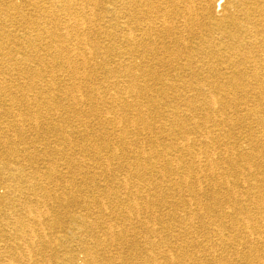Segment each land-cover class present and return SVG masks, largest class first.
I'll return each instance as SVG.
<instances>
[{
	"label": "bare ground",
	"instance_id": "1",
	"mask_svg": "<svg viewBox=\"0 0 264 264\" xmlns=\"http://www.w3.org/2000/svg\"><path fill=\"white\" fill-rule=\"evenodd\" d=\"M12 1L0 0V56L10 55L27 75L9 73L10 67L2 68L0 58V102L7 107L2 117L7 118L4 132L17 127L15 121L22 123L13 117V109L15 105L30 108V99L37 101L34 108L39 113H25L29 119L25 121L33 127L46 115L51 119L49 112L63 109L88 132L80 137L75 130L77 124L67 127L54 123L49 127L58 141L55 152L66 159L76 152L63 166L59 164L62 170L45 155L47 147L37 155L17 148L13 142L5 146L0 173L7 192L2 196L4 202L0 201V227L9 231L10 242L0 241V264H42L36 257L53 243L57 258L51 260L58 261L50 260L49 264H139L135 261V245L125 229H119V221L140 218V203L150 195L158 194L150 203L177 209L181 206L167 197H189L190 208L181 210H190V222L199 219L214 224L217 220L212 216L225 212L233 224L243 212L264 214V0H114L113 4L99 5L104 15L92 28L87 23L92 24L95 14L88 17V9L99 0H24L32 5L34 13L19 17L26 29L22 36L7 34V28L18 20L16 13H11ZM117 2L122 15L121 60L115 62L114 46L106 47L100 40L87 41L85 34L93 31L100 38L110 34L104 22L112 27L109 17L114 19L118 12L114 6ZM67 40L75 41L71 44L74 48L66 45ZM12 47L19 53L24 48L27 51L11 53ZM93 55L96 62H90ZM169 66L173 71L165 72ZM97 67L106 73L101 83L94 82ZM46 70L50 72L43 74ZM60 73L71 77L70 85L63 86ZM79 79L88 81L89 87ZM121 82L126 87L124 93L119 88ZM168 84L176 89L167 91ZM189 86L192 92L179 89ZM225 86H232L231 95L224 92ZM52 91L54 96H48ZM74 91L79 93L75 95ZM59 95L71 104L53 101ZM241 99L245 113L228 114L227 109L239 105ZM42 107L50 111L43 113ZM200 110H204L201 116ZM219 121L229 124V129ZM42 123L52 124L46 120ZM95 124L108 125L109 129H93ZM253 124L258 126L256 130ZM234 127L244 130L242 141L233 140L230 147H222L234 139ZM75 134L76 141L82 138L83 144L74 143ZM111 136L113 143L109 141ZM66 147L74 149L69 153ZM113 159L117 160L114 165ZM44 161L47 165L43 170L39 162ZM86 164H95L105 178L97 179L96 172L85 168ZM63 168L70 173L78 170L77 175L85 179L72 178L70 191L51 188L42 181L50 184L62 178ZM254 168L253 176H261L240 188V195L252 197L253 202L242 203L235 191L239 187L236 172L250 175ZM122 171L127 174L119 176ZM229 175L233 180H228ZM130 178L135 180L132 185ZM204 182L207 188L201 185ZM53 209L63 212L72 226H84L75 233L80 242H39L35 226L42 224V215ZM106 219L114 223L104 227ZM127 225L123 226L131 231ZM261 225L259 222L256 227ZM97 226L105 228L104 238L92 233ZM150 227L156 232L155 226ZM166 228L157 231L163 235ZM88 235L95 241L89 242ZM182 236L196 237L190 230L183 231ZM107 237L119 242H106ZM169 237L182 240L180 233L172 232ZM160 240L150 244L149 263L175 264L176 257L178 261H195L192 264H264L262 242H246V251H237L243 254L231 261L226 252L230 247L236 250L239 242L201 245V252L196 254L187 246L169 242L166 236H160ZM129 246L130 252H125ZM177 249L179 253L175 254Z\"/></svg>",
	"mask_w": 264,
	"mask_h": 264
},
{
	"label": "rangeland",
	"instance_id": "2",
	"mask_svg": "<svg viewBox=\"0 0 264 264\" xmlns=\"http://www.w3.org/2000/svg\"><path fill=\"white\" fill-rule=\"evenodd\" d=\"M12 3H14V5L11 6V8H12L11 13H13V14L16 13L18 20H17V22H15V25L7 28V34H9V35H17L18 34V36H22L26 33L25 32L26 29L23 25V22L19 20V17L20 16H26V14L28 16H31L34 13V9H33L32 5H30L28 2H26L24 0H13ZM113 3H114V0H99L98 5L94 4L92 6V8H89L88 9L89 15H87V16L88 17L91 16V14L93 12L95 15L91 16V17H94L95 20L92 19V24L91 23H87V24H89V26L91 25V28L93 27V25L99 24V22H100L99 17L104 15V12L102 11V9L100 8L99 5H101V7H102L103 4L108 5V4H113ZM216 4H217V2H216ZM114 6L116 8L118 7L117 8L118 12L115 14L114 19H111L109 17V20H111V22H113L112 27L110 26L109 22H107V21L104 22V25H106L107 27L109 26L108 29L111 33L105 37L100 38L93 31H89L87 33V35L85 34V36L87 38V41L93 42V41H99L100 40L101 42L104 43L103 45L106 47L114 46L116 48V51H117V54L114 57V60H115V62H117V61L121 60V57H120V52H121L120 24L122 22V15H121L120 8H119V7H121L120 4L117 2L116 4H114ZM215 8L218 11L219 7L217 5H215ZM217 14H220V13L218 12ZM2 18H3V16L1 15V11H0V23L2 21ZM114 32H116V33L114 34ZM94 34H95V36H94ZM65 43H66V45L73 46V48H74V45H71V44L75 43L74 40H67V41H65ZM26 51H27V49L24 48V49L20 50V53H19L18 51H15V49L12 47L11 53L24 54ZM26 54H29V53H26ZM2 57H3L2 68H3V66L4 67H10L8 72L13 73L14 76H15V74L21 75V73L27 75L25 73L26 70H22L17 65H15L14 62L11 61L10 55H4V56L1 55L0 58H2ZM43 57H45V55H43ZM96 59H97V56L93 55L92 60H90V62H96ZM32 64H34V63L31 62V65ZM171 68H173V67H171ZM171 68H170V66L167 67V69L164 68L165 72L173 71V69H171ZM0 69H1V67H0ZM96 70L98 71V73H97V76H96L94 82L95 83H101L103 80H105L106 73H104L102 71V69H100V68L98 69V67L96 68ZM49 72L50 71L46 70V71H43V74H45V73L48 74ZM61 74L62 73H60V75ZM61 76H63L62 82H64L63 83L64 87H66V85L71 84L72 79L69 75L63 74ZM25 79L26 78H23L20 80H25ZM79 81L82 85H84V86L87 85L89 87L88 81H84L83 79H79ZM94 85H96V84H94ZM161 86L162 85H157V88H161ZM167 86H170V84L166 85V88H165L169 92L176 89V88L167 87ZM119 88L122 90L123 93L125 92L124 90H126L125 84H123L122 82L120 83ZM190 88H191V86L180 87L179 89L186 90L188 92L189 91L192 92L193 90L192 89L189 90ZM224 88H225L224 92H227L229 95H231L230 92L232 91V86H230V87L225 86ZM207 89H209V88H207ZM210 89L212 90V89H214V87L211 86ZM113 90L114 89L112 88L109 91L112 92ZM241 91H242V89H240V91H237V93L240 95L242 93ZM74 92H75V95L77 93H79L78 91H74ZM15 93L16 92H14L13 94H15ZM48 93H50V94H48V96H50V97H51V95L54 96V94H52V93H54L53 91L48 92ZM61 96L62 95H59L58 96L59 98H57V99L55 98V99H53V101H60L62 104H64V106H69L71 104V101H68L67 99H65L64 97H61ZM27 101L31 103L30 108H28L29 105L28 106H21V107H16V105H15L13 112L18 113V115L13 113V117H16V119L20 118L22 123L15 121V123L18 124V126L13 127V129L10 128L8 132H4L5 126H6V124L4 122L7 118H2L3 116L6 115L5 111H6L7 107L2 106L4 103L1 104L2 102H0V156L1 157L4 156V153H6L5 146H7L10 142H13L15 144V146L19 149H27V151H29L30 153H34L37 155L43 154L44 153L43 151L47 147L49 149V152H47L45 155H49L53 160H55L56 161L55 162L56 167L58 169H61L60 165L62 163H65L67 160H69V158L75 157L76 152H73V153H75V155H71L69 157L67 156L68 159H66V157L61 156V154H59L58 152H55L56 151L55 148L58 146V144H57L58 141H56L54 131L51 128L49 129V127H52L54 123L57 126H67V127H69V126L71 127V125L75 126V124H77L78 128H76L75 130L77 131V134L80 135V137H81V135H86L88 131H86L84 127L79 126V122L76 121L72 117L73 114L71 112L64 113L65 111L63 109H56L53 112H49L50 111L49 109L43 108V107H42L43 113H47V112L51 113V115H49L51 117V119L49 117H47V115H46L45 118H47L48 120L42 117V119L39 120L40 124L37 127H33L34 124L27 123L25 121V119L29 120V119H27L28 117L25 116V113H27V110L28 111L31 110V111H29L31 114H39L37 112L36 108H34L35 107L34 104L37 101L34 99H30ZM243 101H244V99H241L239 102V105H237L236 107H233V108H231V107L228 108L227 113L230 115L233 113H236V114L245 113V111H244L245 106L242 103ZM82 109H86V108L82 107ZM203 111L204 110H200L198 112V115L199 116L203 115L202 114ZM85 112L86 111H83L82 114H84ZM148 114H149V116H151V114L149 112H148ZM36 116H38V115H36ZM41 116H43V115H41ZM67 117H70V119H67ZM8 118H9V120H14V119H11L9 116H8ZM72 119H73V121H72ZM43 120H46L49 123L52 122V124L51 123L50 124H44V123H42ZM154 121L157 123L156 120H154ZM219 122L225 123V122H221V121H219ZM226 124L227 123L222 124V125L225 129L228 130L230 125L229 124L226 125ZM43 125H44V128H42ZM46 126H47V128H46ZM97 126H98V128H97ZM101 126H100V124H95L93 126V129L94 128L100 129ZM237 126H239V125H237ZM237 126H235V127H237ZM235 127L231 130L233 132V135H235L234 139L227 140L225 142V145H223L222 147H225V146L230 147L231 143H233L236 140L238 142L242 141L241 135L245 134L244 130L240 127H238V128H235ZM253 127L256 130L258 126L253 124ZM103 128L109 129V126L105 125V127H103ZM50 130H52L53 133ZM77 134H75L73 137L74 143H78L79 145L83 144L82 138H79V140L76 141V138L78 139ZM148 137L153 138L154 136L149 135ZM111 139L112 140H109V141L111 143H113L114 142L113 136H111ZM59 142L63 143L62 141H59ZM64 146L65 145L63 144V147ZM73 149L74 148L70 149L69 147L65 148V150L68 151L69 153L72 152L71 150H73ZM128 155L132 156L133 154L129 153ZM58 157H59V159H58ZM12 161L13 160H11V162ZM111 162L114 165L117 162V160L113 159ZM39 163H40L39 167H41L44 170L46 165H47V162L44 161L45 164L43 162H39ZM56 163H58V164H56ZM63 165H61V166H63ZM85 168H88L89 170L96 172L97 179L101 180L102 178H105V174H102L98 170V168L96 167L95 164H86ZM256 170H257V168H254V170H251L250 172H248L250 175L240 174L238 171L236 172L237 175H236L235 180L239 184V187L235 191L238 192L237 194H239V198L241 199L240 202H242V203L244 202L246 204H248V203L252 204V202H253L252 197H246V196L242 197L240 195L241 194L240 192L242 191L240 188H242L243 184H247L248 181L250 183L256 182V179L261 176V174H259V173L255 176H253L252 173H254ZM77 171H75L76 173L72 172L73 173L72 174V173H70L71 171L68 172V171H66V169L63 168V172L62 171L61 172L64 175L66 172V174H67V175H65L66 177L62 174V176L64 178L58 177V178L52 180V183L50 181V184H49V181H46V180H42V181L45 184L49 185L51 188H53L52 186H54L55 188L58 187V189H65L66 191H70L72 189V186H73L72 182L70 181V180H72V178L73 179L75 178L78 181L85 179L84 176L82 177L79 174L77 175ZM99 173L101 175H99ZM126 174H127V171L119 172V176H124ZM1 175L2 174L0 173V201H3L5 199H2V196H4V194H6L7 191H6V187H5L6 183L1 181ZM230 175L227 177L228 180H233L230 177ZM237 177H239V178H237ZM243 177H244V179H243ZM134 178L128 179V181L131 185L135 183ZM61 179H62V181H61ZM65 182H67V184ZM205 182L202 183L201 185L204 188H207V183H205ZM68 183L69 184L71 183V184L69 185ZM56 184H57V186H56ZM120 187L121 186L118 185V188H120ZM121 189H122V187H121ZM255 191H257V188H255ZM157 195L156 196L150 195V197L147 199L146 202L141 201L140 212L138 215L141 219L131 217V218H124L123 221H119V225H121V227H119V229L124 228L125 229V231H124L125 235L128 236L130 238V240L133 241L132 244L135 245L136 251L134 250V254L136 252V255L138 256V258H136L135 261L139 262V264H152V263L148 262V260L150 258L149 257L150 255L148 256V254H150V251H151L149 249L150 244H152V243L157 244L159 242L158 240H160V236H166V238L169 242H175L174 244H176L178 246H180V245H182V247L187 246L190 249L189 252H192V250H193L194 252H196V254H199L201 252V251H199L200 249H202V247H200L201 245H209L211 247V246H215L218 242H225V243L226 242H239L237 244L238 247L236 250L233 247H230V249H228L226 252L229 255L228 259L231 261L238 258L239 254L240 255L243 254L242 252L239 253L240 252L239 250L243 251V249L245 248L244 251H246V249H247L246 244H245L246 242H262L261 243L262 244L261 249L264 251V220H263L264 214L263 213L251 211V214L249 215V214H246L245 212H243V213L239 214V221L237 223L234 222L233 224H232V220L230 219V217L225 216V212H224V215H221V216H212V219L217 220V221H213L214 224H208V222H201L199 219H193L190 222V220L192 219V218H190V215L188 213L190 210H186V211L181 210V209L188 207L187 204L189 202V197H187V196L169 197L170 196L169 195L167 197L168 201L174 200L175 202H177L181 206V208L177 209V208H171V207L168 208L166 206H161V205L150 203L151 199H157ZM146 204H148L149 207H147ZM188 208H190V207H188ZM195 208L198 209L199 206H197ZM221 209L223 211H225L226 208L221 207ZM199 211L202 212L203 210L199 209ZM144 216L146 219H143ZM42 218H43L42 224L35 226V232H36L37 239L39 240V242H80L77 239L75 233L80 232V230H82L84 226L81 229L78 228L77 225L72 226L70 224V222L68 221V219L65 217V214L63 212H60L58 209H53L52 212H50L49 214H43ZM112 218H114V217H112ZM243 218H245V219H243ZM175 219H177V220L179 219V220L176 221ZM259 222L263 223V225H261L259 228H257L256 226H259ZM113 223L114 222H111L110 219L109 220L106 219L103 226L106 227V226H108V224H113ZM127 224H132V225H127ZM240 224H242V225H240ZM123 225H127L128 227H131L132 230L131 231L129 229L127 230L126 227ZM170 225H171V228H170ZM218 225H219V227H218ZM150 226H155L154 229H156V232H151L152 227H150ZM162 226H167L168 228L163 229V235H160L157 230L160 229ZM72 227L74 229H72ZM215 227H216V229H215ZM234 228L236 231L234 230ZM186 230H188V231L190 230L191 232H194L196 237H194L193 239L192 238H184L182 236V233H183V231L186 232ZM104 231H105V228L103 229L102 226L101 227L97 226V227L93 228L92 233L98 238H104L105 237ZM172 232L174 234L180 233V237H182V240L179 242V241L175 240V238H174V240L172 239V237L170 239L169 236ZM232 237L234 238V240L231 239ZM86 238L88 239L89 242L95 241V239H92L90 235H88V237H86ZM0 241L10 242L9 231L2 228V227H0ZM20 242H26V241H20ZM106 242H119V241H116L115 239L111 241L107 237ZM129 244L131 245V242H129ZM243 245H245V247H243ZM55 247H56V243H53L52 245L44 248L45 249L44 253L41 254L39 257H36V258L39 261H41L42 264H46V263L49 264L51 258H57V255H56L57 253H54V251H53ZM125 249H126L125 252H130V246L128 249L127 248H125ZM178 250L179 249H177V251H175L174 253L178 254L179 253ZM237 251H239V252H237ZM235 252H237V253H235ZM177 259L175 257V264H177V263L178 264H192L193 262H195V261L184 260V259H179V261H178ZM53 261H54V259L51 260L52 263H53ZM56 261H58V259H56L54 261V263H56ZM127 264H130V263H127ZM213 264H215V263H213Z\"/></svg>",
	"mask_w": 264,
	"mask_h": 264
}]
</instances>
